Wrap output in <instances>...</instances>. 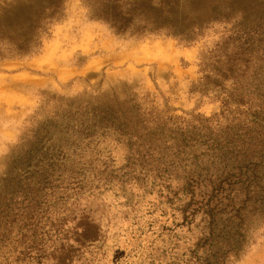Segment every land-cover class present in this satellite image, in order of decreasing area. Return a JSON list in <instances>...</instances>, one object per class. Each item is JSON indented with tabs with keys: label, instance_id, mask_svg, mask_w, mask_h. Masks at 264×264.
<instances>
[{
	"label": "rangeland",
	"instance_id": "374dc122",
	"mask_svg": "<svg viewBox=\"0 0 264 264\" xmlns=\"http://www.w3.org/2000/svg\"><path fill=\"white\" fill-rule=\"evenodd\" d=\"M251 121L264 0H0V264H264ZM246 186L248 239L215 262Z\"/></svg>",
	"mask_w": 264,
	"mask_h": 264
},
{
	"label": "trees",
	"instance_id": "16d2710c",
	"mask_svg": "<svg viewBox=\"0 0 264 264\" xmlns=\"http://www.w3.org/2000/svg\"><path fill=\"white\" fill-rule=\"evenodd\" d=\"M38 134L40 136V133ZM242 135V137L236 139L234 145L237 150L236 158L238 160V165H240L242 170V172H239V176L242 175L244 169L247 168L245 165H247L249 162L260 163L264 165V126H261L255 121H251L249 129H245ZM24 158L25 160L26 158H29V154L23 156V159ZM43 159H45L44 156L43 158L41 157V160ZM237 170L239 169L237 168ZM243 180L246 181L245 179H242L239 180L238 183H241ZM242 191L246 193V199H244L243 201H237L235 199V194H240ZM1 196L2 195L0 193V214H3L0 220L7 219L8 213L2 210V207L4 206V208H6V203L10 202V197ZM220 196H222V200H220V203H222L223 201L229 202V205L231 206V210L229 211V213L233 212L228 217H226V226L223 227V230H226L227 234L230 236H224V239L217 240V247L214 249V253L212 255L213 261L223 263V261H221L223 257L229 258L230 256H232L233 258H236L240 254L243 242L248 239V232L250 230L249 220L251 219V217L249 216L250 210L246 205L248 204L249 198L247 193V186L239 187V189L234 193H232V190H229L227 194L220 193ZM1 199L4 200L3 206L1 203ZM211 203L212 201L208 203V206H210ZM204 212L207 214L209 224L213 223L216 225L217 215L215 216L212 214L213 209H207ZM229 213H224V216H227V214ZM235 234H239V245L235 243Z\"/></svg>",
	"mask_w": 264,
	"mask_h": 264
}]
</instances>
